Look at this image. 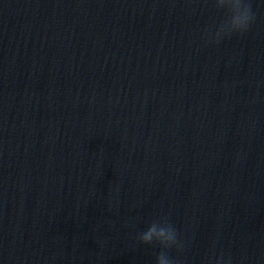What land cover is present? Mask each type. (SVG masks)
I'll use <instances>...</instances> for the list:
<instances>
[{"label": "clouds", "instance_id": "obj_1", "mask_svg": "<svg viewBox=\"0 0 264 264\" xmlns=\"http://www.w3.org/2000/svg\"><path fill=\"white\" fill-rule=\"evenodd\" d=\"M211 2L218 12L223 13V18L205 30L204 37L207 43L219 44L226 37L243 35L255 22L251 0H211ZM136 239L139 244L160 248L155 257V264H180L171 252L174 249L177 253H181L186 247L185 241L168 216H161L148 222L144 230L137 234ZM214 248L215 244H213ZM204 264H234V258L230 253L217 254L212 251L205 257ZM240 264H243L242 260Z\"/></svg>", "mask_w": 264, "mask_h": 264}]
</instances>
